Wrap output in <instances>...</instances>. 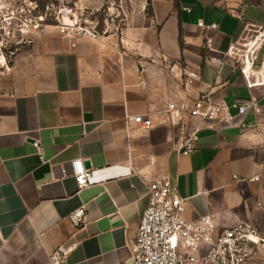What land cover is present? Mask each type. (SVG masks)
I'll use <instances>...</instances> for the list:
<instances>
[{"label": "crops", "instance_id": "1", "mask_svg": "<svg viewBox=\"0 0 264 264\" xmlns=\"http://www.w3.org/2000/svg\"><path fill=\"white\" fill-rule=\"evenodd\" d=\"M66 2L76 16L120 6L121 30L75 48L55 29L31 32L0 70V264H52L62 245L73 246L63 264H131L149 185L164 174L188 199L187 219L263 229L264 115L208 123L195 154L183 156L184 127L162 111L202 93L229 106L251 98L225 54L264 27V0ZM183 69L196 75L186 87ZM137 115L153 127L131 122ZM75 161L93 172L82 190ZM82 206L86 221L72 234L68 217Z\"/></svg>", "mask_w": 264, "mask_h": 264}, {"label": "built area", "instance_id": "2", "mask_svg": "<svg viewBox=\"0 0 264 264\" xmlns=\"http://www.w3.org/2000/svg\"><path fill=\"white\" fill-rule=\"evenodd\" d=\"M75 14L66 0H23L20 4L18 0H0V16L8 26L0 28V31L5 30L10 36V41L0 39V70H8L19 51L15 43L20 46L27 43L31 32L55 29L59 38L75 48L79 39L102 41L121 30L120 6L109 8L102 17L92 12ZM199 27L210 31L217 29L218 25H206L200 21ZM225 59L233 62L252 96L232 106L222 99H212L210 93H202L184 104L166 103L162 112L169 124L184 127V134L176 146L180 155L195 154L200 133L208 123H233L247 115H264V27L247 31L228 49ZM166 64L175 66L171 61H166ZM182 71L186 87L192 84L196 75L187 69ZM130 120L143 130L153 127L150 117L137 115ZM34 146L38 148V143ZM73 165L79 190L94 183L92 170L85 168L82 161H75ZM148 196L149 205L141 215L131 244V264H250L255 252L264 248V228L259 229L250 222L220 229L210 216L187 219L188 199L179 195L169 175L164 174L150 183ZM86 217L84 206L69 215L72 234L81 229ZM72 250L73 246L57 247L50 257L52 264H63Z\"/></svg>", "mask_w": 264, "mask_h": 264}, {"label": "rangeland", "instance_id": "3", "mask_svg": "<svg viewBox=\"0 0 264 264\" xmlns=\"http://www.w3.org/2000/svg\"><path fill=\"white\" fill-rule=\"evenodd\" d=\"M19 1V4L20 2L22 3L23 0H18ZM39 2H41L42 0H38ZM17 2V0H16ZM7 13V11H5ZM6 15V14H5ZM3 27H8L6 24H4L2 22V15L0 16V28L2 29ZM10 36H8V32L5 31V30H1L0 31V39L2 40H6V41H10L9 38ZM2 49V52L5 54V50L4 48H1ZM2 53H0V56H1ZM4 71H7L5 69H2ZM261 187H262V192H261V197H262V200L264 202V174H263V177H262V180H261ZM250 264H264V248L262 249H259L255 252V254L253 255L251 261H250Z\"/></svg>", "mask_w": 264, "mask_h": 264}, {"label": "water", "instance_id": "4", "mask_svg": "<svg viewBox=\"0 0 264 264\" xmlns=\"http://www.w3.org/2000/svg\"><path fill=\"white\" fill-rule=\"evenodd\" d=\"M85 166H86V168H87V169H89V168H90V165H89V164H86Z\"/></svg>", "mask_w": 264, "mask_h": 264}]
</instances>
